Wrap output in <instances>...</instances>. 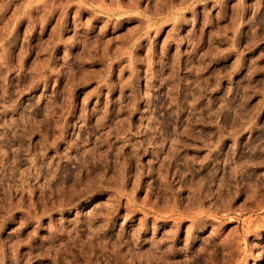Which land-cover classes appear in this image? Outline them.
<instances>
[{
  "label": "rangeland",
  "instance_id": "rangeland-1",
  "mask_svg": "<svg viewBox=\"0 0 264 264\" xmlns=\"http://www.w3.org/2000/svg\"><path fill=\"white\" fill-rule=\"evenodd\" d=\"M0 264H264V0H0Z\"/></svg>",
  "mask_w": 264,
  "mask_h": 264
}]
</instances>
